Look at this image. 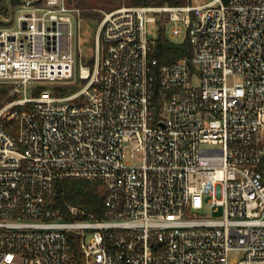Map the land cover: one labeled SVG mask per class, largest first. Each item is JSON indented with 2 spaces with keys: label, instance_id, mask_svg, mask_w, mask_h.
Segmentation results:
<instances>
[{
  "label": "built area",
  "instance_id": "obj_1",
  "mask_svg": "<svg viewBox=\"0 0 264 264\" xmlns=\"http://www.w3.org/2000/svg\"><path fill=\"white\" fill-rule=\"evenodd\" d=\"M13 9L0 19V83L17 94L0 109V264H264V0L104 12L85 83L63 95L83 10ZM148 23L173 38L183 23L190 55L151 58ZM65 178L102 186L103 217L55 208Z\"/></svg>",
  "mask_w": 264,
  "mask_h": 264
},
{
  "label": "trees",
  "instance_id": "obj_2",
  "mask_svg": "<svg viewBox=\"0 0 264 264\" xmlns=\"http://www.w3.org/2000/svg\"><path fill=\"white\" fill-rule=\"evenodd\" d=\"M128 5H184L187 0H125ZM12 5L16 6L21 3V0H11ZM71 5L80 7L83 11L87 9L88 14L92 13L95 8L91 7L90 0H68ZM0 14L9 16V7L7 0H0ZM190 44L186 39L185 42L175 43L165 38L164 33H161L157 39V43L150 52L151 58H157L160 64H169L177 61L180 58L190 55ZM13 89V85L0 83V100L6 98V95ZM58 94H65L64 91H57ZM17 97L13 94L7 97L11 100ZM98 183V182H97ZM99 184V183H98ZM56 201L55 208L62 210L65 217H72L69 211V206H77L89 213L94 214L97 218L104 215V195L100 192L97 186L91 180L83 179H60L56 183Z\"/></svg>",
  "mask_w": 264,
  "mask_h": 264
},
{
  "label": "rangeland",
  "instance_id": "obj_3",
  "mask_svg": "<svg viewBox=\"0 0 264 264\" xmlns=\"http://www.w3.org/2000/svg\"><path fill=\"white\" fill-rule=\"evenodd\" d=\"M90 1L92 3L91 7L95 8L96 10L88 14L87 9H85L79 20V23H80L79 24V34L77 36L78 37L77 44H78L79 49L77 48L78 50L76 52L77 56H76V63L74 66V72H75L74 77L72 80L58 82L63 85L60 91H64L65 94H70L72 92L79 90L81 87H83V84L85 83V81L80 80L78 78L79 65L80 64L84 65L86 63L91 64L93 62V59L95 57V48H94L95 33H96L97 26L104 12H108L112 9L118 8L123 5H128L125 0H90ZM187 1L189 3H192L193 5H198V4H205L211 0H187ZM224 1L227 2L228 0H224ZM71 5H74V3ZM4 26L5 24H3L0 21V27H4ZM178 26L182 28V33L180 36L173 38L171 36L170 27H168L164 33L165 38L175 43L185 42L187 39L186 26L183 23H179ZM147 28H148V34L150 38H153V39L159 38L160 30H159V26L157 23H148ZM235 80L240 81L241 79L238 77ZM228 82L232 84L234 82V79L232 77H229ZM41 83L44 85H47L48 87L52 84L50 82H41ZM11 95H13L12 90L9 91V93L6 95V98L10 97ZM6 98H4L3 100H0V109L13 100V99L7 100ZM93 184L97 186V189L100 192L103 191L102 186L98 184L96 181H93ZM69 219L77 221V220L90 219V218H87L84 215H80V216H72ZM91 235H92V232H88L87 241L90 240ZM79 249H80L79 245L76 244L75 239L70 238L69 240L70 256H78ZM231 257L232 259H236V258L239 259L241 258V254L238 252H235L232 254ZM231 264H236V263L233 262L232 260Z\"/></svg>",
  "mask_w": 264,
  "mask_h": 264
},
{
  "label": "water",
  "instance_id": "obj_4",
  "mask_svg": "<svg viewBox=\"0 0 264 264\" xmlns=\"http://www.w3.org/2000/svg\"><path fill=\"white\" fill-rule=\"evenodd\" d=\"M22 2H27V0H22ZM7 4H8V7H9V18L8 20H5L3 15L0 14V19L3 23L9 25L11 24L12 20H13V14H14V9H13V5H12V2L11 0H7ZM71 236L75 237L76 238V244L78 245V242H79V236L78 234H76L75 232L71 231L70 232Z\"/></svg>",
  "mask_w": 264,
  "mask_h": 264
}]
</instances>
